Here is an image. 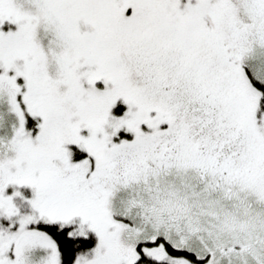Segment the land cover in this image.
I'll return each instance as SVG.
<instances>
[{"label":"snow or ice","instance_id":"1","mask_svg":"<svg viewBox=\"0 0 264 264\" xmlns=\"http://www.w3.org/2000/svg\"><path fill=\"white\" fill-rule=\"evenodd\" d=\"M0 264H264V0H0Z\"/></svg>","mask_w":264,"mask_h":264}]
</instances>
